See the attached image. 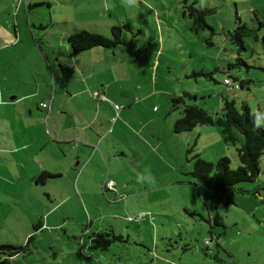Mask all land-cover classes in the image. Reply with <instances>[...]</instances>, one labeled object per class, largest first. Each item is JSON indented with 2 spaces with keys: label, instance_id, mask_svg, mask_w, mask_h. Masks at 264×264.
Listing matches in <instances>:
<instances>
[{
  "label": "rangeland",
  "instance_id": "374dc122",
  "mask_svg": "<svg viewBox=\"0 0 264 264\" xmlns=\"http://www.w3.org/2000/svg\"><path fill=\"white\" fill-rule=\"evenodd\" d=\"M8 2L0 0V10L7 11ZM193 3L214 10L206 17L213 32L191 30L185 5ZM21 6V25L25 30L28 18L35 24L36 44L21 34L27 51L13 64L18 69L20 61L30 59L22 64L28 78L27 64L36 59V102L48 103L53 96L63 112L54 117L60 121L69 120L75 104L91 103L82 94L69 97L60 64L68 66L70 93L84 85L113 83L96 119L109 123L110 138L119 144L110 145L117 156L102 161V176L92 173L96 166L91 162L77 185L67 184L57 171L51 181L35 185L41 173L30 162L34 156L2 154V160L9 159L0 167V245L24 247L33 235L8 264H264V155L256 179L237 184L229 205L217 204L211 190L191 176L192 157L212 163L227 157L236 169L235 147L215 126L175 134L180 111L170 110V99L183 93L196 96L210 114L221 113L222 97L246 103L252 112L264 107V28L256 32L258 41L243 39L245 50L228 36L238 17L257 29L255 19L264 22V0H25ZM17 7L18 2L10 18ZM114 26H121L123 38L134 47L71 54L69 35L85 30L110 38ZM42 53L53 65L54 93L46 70L37 75ZM76 63L85 69L82 74ZM194 71L211 73L212 80L195 77ZM228 76L245 88L228 91L223 84ZM88 77L93 79L85 84ZM46 113L35 105L25 109L23 118L44 126ZM260 124L264 127V120ZM20 168L33 174L22 176ZM37 224L42 228L34 231ZM94 233L120 240L101 250L90 240Z\"/></svg>",
  "mask_w": 264,
  "mask_h": 264
},
{
  "label": "crops",
  "instance_id": "0c3cea01",
  "mask_svg": "<svg viewBox=\"0 0 264 264\" xmlns=\"http://www.w3.org/2000/svg\"><path fill=\"white\" fill-rule=\"evenodd\" d=\"M16 2H18V7L14 17L10 18L8 15ZM23 2L25 0H10L8 2L9 9L5 12L2 9L0 10V143L2 142L3 144L0 147V167L9 159L7 157L2 160L3 153H5V157L11 153L23 152L25 155L34 156L30 162H36V168L40 170L41 176L34 180L35 185L39 183L45 184L49 178L42 177V175H51L55 171L61 173L57 175L64 177L67 184L77 185L87 165L91 162H94L96 166L92 173L102 176L104 170L102 161L104 162L106 158L117 156L114 152L115 147L113 145L110 147V145L114 143L117 146L119 144L118 140L113 142L110 138L114 131L110 133L109 123H103L96 119L97 113L101 109V103H106L105 99L109 96L108 88L113 83H104L98 88L95 86L94 88H89L88 85H84L78 92L72 91L70 93L69 80L66 76L67 70L64 67L66 65L60 64L62 69L60 79L66 83L69 97L75 98L77 95L82 94L91 103L87 106L83 103L75 104L71 109L72 114H68L69 120L63 121L54 118L59 117L63 112L55 105L53 96L49 98L48 103L44 99L37 103L35 91L37 85L39 86V79L36 77V59L34 63L31 61L27 64L30 74L28 78L22 71V69L24 70L22 64H26L30 59L25 58L24 62L20 61L21 67L18 69L13 64L16 61L18 62L19 59L23 60L27 51L24 44L25 39L21 37V34H28L30 39L36 44V33L33 29L35 24L31 23V19L28 18L24 30L19 19ZM27 7L28 9L30 8V3H28ZM41 29L43 30L45 27L41 26ZM103 49L105 50V48ZM102 53L104 57H108L105 54L107 52L102 50ZM58 58V56H55L54 61L60 63ZM42 59L46 60V66ZM42 59L40 60L41 62L38 61L37 75H39L41 68L46 70V79L50 75L53 82L52 92L54 93L56 82L52 62L47 54H43ZM81 66L82 64L76 63L77 69L82 74L85 69H82ZM66 67L68 68V66ZM71 71V73H75L76 69L74 66ZM91 79L93 78L88 77L85 80V84ZM95 93L98 94V97L94 96ZM95 102L97 106H95ZM45 103L47 108H41V104ZM35 105L42 111L47 110L44 119L45 127L39 121L33 123L24 121L25 109L31 111L32 106ZM87 113L88 115L85 119ZM107 113H110V111H107ZM16 157L15 161L18 159V156ZM42 157L44 162L41 161ZM64 166H67V170H64ZM19 170L22 176L24 174H33L28 168L26 170L20 168Z\"/></svg>",
  "mask_w": 264,
  "mask_h": 264
},
{
  "label": "trees",
  "instance_id": "16d2710c",
  "mask_svg": "<svg viewBox=\"0 0 264 264\" xmlns=\"http://www.w3.org/2000/svg\"><path fill=\"white\" fill-rule=\"evenodd\" d=\"M183 2L186 4V0H183ZM185 8L191 21V30L194 33H199L205 29H208L210 32L214 31L206 22V17L214 13L213 9L196 7L195 3L185 5ZM255 20L258 24L257 29H251L238 17L234 30L228 34L230 41L234 45H237L240 50H245L243 44L244 38H252L254 41H258L259 37L256 32L264 28V22L260 19ZM124 26L127 29H131L127 23ZM121 30V26L111 27L110 38L82 30L69 35L67 43L73 55L94 48L114 49L118 46L134 47L130 41L128 42L123 38ZM208 45L211 46L212 44L209 42ZM192 75L212 80L211 73L194 71ZM225 79H229L231 83L226 85L224 83ZM224 80L223 84L228 91L240 90L246 86L243 81L238 82L236 77L231 78L228 76ZM222 102L221 113L210 114L198 105L196 96L183 93V96H173L170 99V110L180 111V117L175 120L173 125V132L175 134L190 132L198 127L215 126L219 129L223 141L235 147L239 163L236 169H231L230 160L227 157H221L216 163H212L203 160L198 155H194L192 157L193 164L190 172L199 185L211 190L212 199L215 203L229 205L232 203L236 185L244 182H253L260 172L259 160L264 155V127L261 126L260 121L264 120V107H257L256 111L252 112L246 103L237 105L234 100H229L225 97H222ZM189 152L190 150H188ZM188 161H190V158ZM42 177H48L52 180L55 175L43 174ZM217 219L218 217H215L213 221L217 222ZM33 228L34 231H37L42 228V225L37 224ZM108 236H111V238H107ZM32 238L33 235L28 238L26 246ZM90 240L92 243L97 244L95 247L105 250L112 242L120 240V237L108 233H94ZM7 247L12 249L7 255L8 258L14 257L24 249L22 246ZM5 261L8 263V259Z\"/></svg>",
  "mask_w": 264,
  "mask_h": 264
},
{
  "label": "water",
  "instance_id": "95a60500",
  "mask_svg": "<svg viewBox=\"0 0 264 264\" xmlns=\"http://www.w3.org/2000/svg\"><path fill=\"white\" fill-rule=\"evenodd\" d=\"M11 251H12L11 248L4 245H0V253L5 252L6 254H9ZM0 264H8V263L5 260H1L0 258Z\"/></svg>",
  "mask_w": 264,
  "mask_h": 264
},
{
  "label": "built area",
  "instance_id": "2783aa9c",
  "mask_svg": "<svg viewBox=\"0 0 264 264\" xmlns=\"http://www.w3.org/2000/svg\"><path fill=\"white\" fill-rule=\"evenodd\" d=\"M224 83H225L226 85H229V84L231 83V81H230L229 79H225V80H224ZM94 96L98 97V94L95 93ZM102 99H103V98H102ZM41 107L45 109V108H47V104H41ZM114 108L117 109V106L115 105Z\"/></svg>",
  "mask_w": 264,
  "mask_h": 264
},
{
  "label": "flooded vegetation",
  "instance_id": "af4514ba",
  "mask_svg": "<svg viewBox=\"0 0 264 264\" xmlns=\"http://www.w3.org/2000/svg\"><path fill=\"white\" fill-rule=\"evenodd\" d=\"M8 254H6L5 252H1L0 253V258H1V260H7L8 259V256H7Z\"/></svg>",
  "mask_w": 264,
  "mask_h": 264
}]
</instances>
